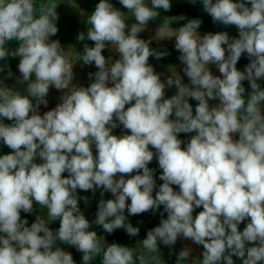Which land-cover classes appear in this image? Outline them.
I'll return each mask as SVG.
<instances>
[{"label":"clouds","instance_id":"1","mask_svg":"<svg viewBox=\"0 0 264 264\" xmlns=\"http://www.w3.org/2000/svg\"><path fill=\"white\" fill-rule=\"evenodd\" d=\"M119 3L135 23H126L110 0H100L87 21L91 28L77 36L94 42L84 44L80 59L98 71L89 73L90 86L77 87L76 62L58 40H50L59 31L57 5H41L36 18L33 0H0V60L19 57L17 82H27L21 94L0 81V143L12 150L0 156V264H76L70 252L55 247L57 241L81 252L82 264H92L98 253L100 264H159V244L171 250L181 236L203 247L198 264H235L233 257L264 264V88L258 83L264 79V0H201L213 22L235 26L238 38L227 32L201 36L199 19L168 28L183 16L160 25L157 37H175L191 86L179 75L162 82L149 57L169 53L150 48L151 41L138 35L159 15L156 9L171 11V0ZM10 41L18 42L14 49ZM112 45L119 59L109 65L102 51ZM245 53L250 62L240 71L237 63ZM244 81L252 90L247 101ZM172 86L176 94L165 98ZM51 87L68 91L41 116ZM189 98L198 102L195 115ZM217 99L210 107L209 100ZM119 125L130 134L113 135ZM193 132L182 148L178 134ZM154 155L163 181L155 196V170L148 167ZM78 189L111 192L113 199L99 201L94 221L109 234L123 228L130 237L139 235L125 210L133 216L163 206L167 218L147 232L134 257L135 248L105 245L89 230ZM34 203L47 209L49 222L38 215L29 227L21 212L30 214ZM57 220L53 231L49 224ZM190 253L182 249L177 264H185Z\"/></svg>","mask_w":264,"mask_h":264},{"label":"crops","instance_id":"2","mask_svg":"<svg viewBox=\"0 0 264 264\" xmlns=\"http://www.w3.org/2000/svg\"><path fill=\"white\" fill-rule=\"evenodd\" d=\"M34 4L36 5V9L34 12V15L36 18L39 17L40 13V6L41 5H57L56 12L58 14V21L57 27L59 29L58 33L55 36L50 37V40H58L62 46V48L69 54L68 58L72 60L74 63L73 66V72H74V79L72 81V85H75L77 87H88L93 82V79H90L89 73H95L98 71V69L95 67L94 63L92 65H84L83 62L80 59V55H83L84 51V44H88L89 47H94V42L85 39L84 41H78L77 36L80 33H87L88 29L91 28V25L88 24V19L91 15V13L95 10V6L100 2V0H33ZM110 2L113 4V6L123 12L125 14L126 23L131 25L132 23H135L134 16L128 12L126 8H124L120 3L119 0H110ZM177 2L178 0H171L172 8L171 11L164 12L162 9H156L159 13L156 17H154L145 27L143 31H141L138 35L139 38L144 39L145 41H151L150 48L156 49L158 51H164L169 53L167 56L156 59L155 57H149V64L153 66L155 73L160 75L161 81L166 82V79L170 76H172L173 79L177 78L178 75L182 79V83L185 85H190L189 78L184 74L183 67L184 65L181 63V61L178 59L180 56V53L175 49V37H165L163 39H160V37H157V32L160 27V25L164 24L167 17H180L177 14ZM149 6H150V0H148ZM250 6V5H249ZM189 20L192 19H183V20H177L173 22V24H168V28L170 30L175 31L178 29V27L183 26L186 24ZM201 26L197 29L199 35L203 36L207 33H217V32H227L230 38H238L239 33L235 26H224L221 23H214L211 16L206 13V17L201 20ZM17 41H10L7 46L10 47V49H14L16 47ZM226 47V45H224ZM102 55L106 57V59H111L108 61L109 65H111L114 60L119 59V54L115 52V46H109L105 48L102 51ZM19 57H8L6 60H0V67L4 68L3 72H0V81H2L4 86H7L8 88H11L13 91L19 92L21 94H26V88H27V82H25L23 85L19 84L18 78H21V74L18 70V64H19ZM249 59L247 57V54H242L240 60L237 63V68L240 71H243L245 69V66L249 63ZM210 71L214 76H221L219 73V70L216 65H209L208 66ZM11 71L13 74L11 77H8V72ZM222 78V77H221ZM34 79V77H33ZM258 83L261 85L262 88H264V79H261L258 81ZM109 86H112L111 83H109ZM243 86L246 89L244 99L247 101L250 98V93L252 90L250 88V85L248 81L243 82ZM67 89L64 90H56L54 87H51L49 90V93L46 97L48 100V104L45 107L44 105H40L39 107V114L42 116L45 112L50 111L54 109L59 103H61V97L67 93ZM177 92V88L175 86L172 87H166L165 89V98H171V96L175 95ZM33 103H35V100H33ZM189 103L192 105L193 108V114L195 115V107L198 104L197 101L194 99L189 98ZM220 102L219 100H209L210 107L218 105ZM128 106L126 105V108ZM264 112V110H262ZM31 115V113H30ZM172 119H175L174 115L171 117ZM5 124H11L12 121H9L5 119L3 121ZM118 123V121H117ZM112 134L116 136H122L124 134H130V132L126 129H123L122 125H119L117 128L112 130ZM196 133H180L178 134V138L184 141L185 143L182 144V148L186 147L187 142L190 140V137L195 135ZM238 134L234 136V139H238ZM150 150L155 153V149L151 148L149 146ZM93 154L96 155V149L93 145ZM12 150L9 149L7 146L0 143V156L4 154H9ZM37 163H42V161L37 158ZM152 163L159 167L158 165V159L154 155V158L152 160ZM162 170V169H161ZM142 173V172H141ZM137 173H132V175H135ZM64 177H67V173L65 172L62 174ZM125 178H130L126 176ZM156 188L154 189L153 196H155V192L158 191L159 186L163 183V181L156 179ZM173 188L175 191H179L178 186L173 185ZM101 191L103 189H97L95 194L91 190L85 192L82 190H77V195L81 198L79 200V207L81 211L84 213H97L98 211V203L101 199L108 200L113 199L111 192H104L103 196L101 195ZM83 197H88V202L86 203ZM127 203H130V200L127 201ZM163 207V206H161ZM160 207V208H161ZM202 206L200 208H196L193 217L197 215L200 211H202ZM152 211H148L146 213L140 214V215H133L128 216L127 210H125V215L127 216V219L131 221H139L142 218L150 215ZM34 216L42 215V217L45 219V222L48 221V214L47 209L43 206L36 205L34 203L33 205V211L30 213ZM24 219V218H22ZM247 220L242 222L239 225V230L242 231L243 228L247 224ZM53 223H58L59 220L51 222L49 225ZM159 226V224L155 225L153 228ZM152 228V229H153ZM100 242L103 243V240L105 242V245H110L112 243H109L105 241L104 238L99 237ZM146 238V235L144 236H135L131 238V241L128 245H122L127 246L130 248H135L134 251V257L135 253H138L142 250V243L141 241ZM55 247H61L58 244L55 245ZM55 247L53 250H55ZM62 248V247H61ZM184 248H190L191 253L189 259L185 262V264H193L194 261L195 264H198V260H202L201 253L203 252V247L200 245L194 244L189 239H184L182 236L178 238L176 244L172 247L170 250L169 247L164 246L163 244H159V250L154 255L159 259V264H177V255L178 253L184 249ZM63 250L70 252L73 255V259L76 262V264H82V253L77 251L74 247L73 248H62ZM101 254H97L92 261V264H100ZM235 264H242V262L236 258L233 257ZM156 264V262H154Z\"/></svg>","mask_w":264,"mask_h":264},{"label":"trees","instance_id":"3","mask_svg":"<svg viewBox=\"0 0 264 264\" xmlns=\"http://www.w3.org/2000/svg\"><path fill=\"white\" fill-rule=\"evenodd\" d=\"M177 14L178 16H183L186 19L203 20L206 17V12L203 10L201 0H178ZM148 167L155 170L154 178L159 179L162 170L158 166L154 165L152 161L148 164ZM161 213H163V216ZM96 215L97 213L85 214L86 219H88L92 225L89 229L90 231H96L98 237L104 238L105 241L109 243H118L120 245H128L130 243L132 237H130L123 228L115 230L112 234H109L105 232L101 226L96 225L94 223ZM21 217L28 220L29 227L36 220V216L32 214H25L23 212H21ZM162 218H167V213H164L163 207H161L159 210H154L150 215L142 218L139 221H131L127 219L126 222H130L134 227H138L140 229L139 236H144L147 235V232L155 225L160 224ZM49 227L51 230L56 231L59 228V224L53 223L49 225ZM57 244L62 248H73L72 246L61 244L59 241H57Z\"/></svg>","mask_w":264,"mask_h":264}]
</instances>
